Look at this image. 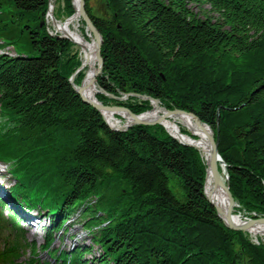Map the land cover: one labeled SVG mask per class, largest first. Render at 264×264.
<instances>
[{"label": "trees", "instance_id": "1", "mask_svg": "<svg viewBox=\"0 0 264 264\" xmlns=\"http://www.w3.org/2000/svg\"><path fill=\"white\" fill-rule=\"evenodd\" d=\"M90 1L85 10L102 37L97 85L115 96H149L207 124L235 212L264 217V0H99L97 9ZM56 3L57 20L75 12L72 0ZM48 6L0 0V37L18 53L0 55V161L15 203L50 219L39 253L0 214V231H12L0 264H52L39 260L43 253L57 264H264V245L228 229L206 200L198 150L161 125L113 131L81 100L69 81L78 52L40 26ZM97 99L134 114L151 108L135 97ZM76 211L100 250L90 260L91 247L52 249V232Z\"/></svg>", "mask_w": 264, "mask_h": 264}, {"label": "bare ground", "instance_id": "2", "mask_svg": "<svg viewBox=\"0 0 264 264\" xmlns=\"http://www.w3.org/2000/svg\"><path fill=\"white\" fill-rule=\"evenodd\" d=\"M54 1L55 0H50V5H51V11L49 13L50 15L52 14L54 8ZM48 19H49L48 22L51 24L55 32L65 34L69 39L73 41L74 45L77 46V48L80 51L82 62L85 61V56H86V61H85L86 64H84L83 66V70H85V77L82 81L83 95L87 99H90L92 101H98L97 95L99 94L98 93L99 85H97L98 84L97 79L93 80V74H94L93 66L95 65V61H96L95 41L92 39V37L89 41H87L80 33L79 28L76 25L77 22L79 21L78 17H74L63 24L54 23L53 21H50L49 16ZM2 44L3 41L0 40V45ZM0 53H4L10 57L16 55L14 48L11 46H6L4 50L0 51ZM106 96L109 97L108 95ZM135 115L137 119L140 121H152L154 119L161 118L162 125L168 134L177 138L181 142L190 143L198 149L201 158L203 159V162L205 164V167L207 168V163L209 160L208 147L206 144V136H205L207 129H202L200 126H198V124L194 121V119L191 118L189 115L169 114L165 112V110L161 108V106L158 103L155 102L152 103V108L150 110ZM116 116L117 114L114 112H110V111L103 112V118L105 120L104 121L105 124L109 125L111 128L114 129H123L134 121L133 117L129 116L126 113H123L120 116V118L123 119V122L121 119L116 118ZM182 128L192 132L195 135L196 139H191L189 136L182 134L181 132ZM222 181L224 185H226V178L223 174H222ZM204 192L205 194L210 196L212 202L215 205H217L224 213L226 212L228 208V201L224 188L223 187L215 188L213 186L210 176H207L206 178L204 184ZM232 220L236 224H240L242 222L239 216H235V215L233 216ZM249 233L253 237H256L258 235L264 237V225L258 224L254 227H250Z\"/></svg>", "mask_w": 264, "mask_h": 264}, {"label": "water", "instance_id": "3", "mask_svg": "<svg viewBox=\"0 0 264 264\" xmlns=\"http://www.w3.org/2000/svg\"><path fill=\"white\" fill-rule=\"evenodd\" d=\"M48 1H49V6H48V12L47 13H48V15H50L49 13L51 11V5H50V0H48ZM72 4H73L75 12L72 16L66 18L63 21V23H66L68 20H70L74 17L81 18L83 20L85 26H86V30L89 32V37H92V39L95 41V44H96L95 60L96 61H95V65L93 66V69H94L93 80H94V79H97L100 76V74L102 73L103 59L101 57V52H100L101 45H102V37H101L100 33L97 31V29L94 27V25L92 24L90 18L88 17V15L86 13L84 0H77V1L72 0ZM50 16H51V21H53L54 23H58L52 14ZM63 23H59V24H63ZM57 37L58 38H65V39L73 42L65 34H62V33L57 32ZM85 61H86V56H85ZM85 61H83V62L81 61L80 67L77 69V71L69 79L70 84L72 85V88L80 96L81 100L85 104H87V105L91 106L92 108H94L95 110H97L100 113V115L102 116V118H103V112L110 111V112L116 113L117 116H119V117L121 116V114L126 113L129 116L133 117V119H134V121L132 123H130L129 125H127L123 129H114V128H111L109 125H107L111 130H113V131H126L127 129H129L130 127L135 126V125H139V126L161 125L163 127L162 122H161V118H157V119H154L152 121H140L137 119V117L134 113H132L129 109H127L123 106L104 105L99 101H92V100L84 97L82 83L80 86H76L73 83V79H74L75 75H77L83 69L84 64H86ZM98 93L108 95L115 102H122V101H125L126 99H128V97H135V98H138L139 100H142V101H148L150 103L151 107H152L153 102L158 103L160 105L159 100L151 98V97L146 96V95L127 93V94H123L121 96H114L112 94H108L107 92H105V90L102 89L101 87H99ZM161 108H163L165 110V112H167L169 114L189 115L191 118L194 119V121L198 124V126H200L202 129H207L205 136H206V144L208 147L209 160L207 163V168L205 169V173H206L205 181H206L207 176H210L212 183H213V186L215 188H222V187L224 188V191H225L226 197H227V201H228V208H227L226 212L224 213L217 205H215L212 202L210 196L205 194V192H204V196H205L206 200L210 203V205L216 210L217 216L221 219L223 224L228 229L239 230V231H243L246 233H249L250 227H254L258 224L264 225V217L247 218V219L243 220L240 224H236L232 220V218L234 216L235 208L237 207V203L234 200V198H233V196L229 190L228 183H226V185H224V183L222 181V174L225 176L226 181L228 180V177L225 173V168H224L225 165L222 162V159L218 153V136L214 133V131L207 124L201 122L196 116H194L191 113H188V112L180 110V109L168 110L163 106H161ZM103 120H104V118H103ZM187 131L190 134L189 137L191 139H193V137H195V135L192 132H190L189 130H187ZM171 137L174 140H176L178 143H180L181 145L192 147V148L198 150L195 146H193L190 143H184V142L179 141L177 138H175L173 136H171ZM204 184H205V182H204ZM235 216H237V215H235Z\"/></svg>", "mask_w": 264, "mask_h": 264}, {"label": "rangeland", "instance_id": "4", "mask_svg": "<svg viewBox=\"0 0 264 264\" xmlns=\"http://www.w3.org/2000/svg\"><path fill=\"white\" fill-rule=\"evenodd\" d=\"M56 1L57 0H55L54 1V8H53V11H52V15H53V17L56 19V17H55V15H54V11L55 10H57V7L59 6L57 3H56ZM90 3H91V5L92 6H94V8H98L99 6H100V3H99V0H91L90 1ZM73 5V4H72ZM208 6L207 7H203V9H205V10H208ZM193 10L195 11V12H198L199 11V9H197V8H194L193 7ZM74 14V13H73ZM48 16H49V18H50V21H51V16L50 15H46L45 16V18L41 21V23H40V26H42V25H44L45 26V28H46V31H47V33H49V35H51V36H57V32H55L54 30H53V28H52V26H51V24L48 22L49 21V19H48ZM63 18H60V20H57L56 19V21L58 22V23H63ZM81 21H82V19L81 18H79V21L77 22V26H78V28H79V31H80V33L83 35V37L85 38V39H87V41H89L90 39H91V37H89V32L86 30V26L84 25L83 26V24L81 23ZM85 27V28H84ZM0 39H1V41H4V39L3 38H1L0 37ZM63 39H65V38H63ZM71 42V41H70ZM73 43V42H72ZM11 47H13L14 49H15V46L13 45V44H10V43H8ZM73 45H74V43H73ZM73 49L75 50V51H77L78 52V57H79V61H80V65H81V56H80V51H79V49L77 48V46H75L74 45V47H73ZM18 52H20V51H18ZM25 54H27V55H33L34 53H32V54H29L27 51H25ZM80 67V66H79ZM78 67V68H79ZM77 68V69H78ZM77 69H76V71H77ZM75 71V72H76ZM74 72V73H75ZM73 73V74H74ZM81 73L83 74V78H82V80H81V82H80V84L79 85H77V86H80L81 85V83H82V81H83V79H84V77H85V70H81ZM72 74V75H73ZM77 75H75V77H76ZM74 77V78H75ZM98 79V78H97ZM74 80V79H73ZM102 82H104V81H102ZM98 83V82H97ZM100 95L101 94H98L97 96H99L100 97ZM113 95V94H112ZM115 96V95H114ZM129 98V97H128ZM138 99V98H137ZM98 100V99H97ZM127 100V99H126ZM125 100V101H126ZM139 100V99H138ZM99 101V100H98ZM142 101V100H141ZM99 102H101V101H99ZM102 103V102H101ZM103 104V103H102ZM150 104V103H149ZM105 105V104H104ZM107 105H117V104H115V103H111V102H109V104H107ZM161 105V104H160ZM117 106H119V105H117ZM151 106V105H150ZM162 106V105H161ZM164 107V106H163ZM152 108V107H151ZM150 108V109H151ZM166 108V107H165ZM167 109V108H166ZM169 110V109H168ZM116 118H118V119H121L122 120V122H123V119L122 118H120L119 116H116ZM0 122H2L1 121V118H0ZM182 130L183 131H186V132H188L186 129H184V128H182ZM1 165V164H0ZM1 168V173H0V194H3V195H5L6 194V192L10 189V187L13 185V183H14V181H13V178L6 172V169H5V166L4 165H1L0 166ZM3 188H4V190H3ZM5 188H6V191H5ZM43 214V213H42ZM3 215H4V217L6 216L5 215V213L3 212ZM234 215H237V216H239V218L243 221V220H245L246 218L244 217V216H242V215H239V214H237L236 212H234ZM71 218H73V219H75V221L73 222V224L74 225H70L69 227H67L64 231H62V232H60V235H59V239H57L56 240V242L54 243V249H61L62 251H70L71 250V247L73 246V243H72V240L70 239L71 237H69V235H70V233L75 229H80V230H84V228H83V226H82V223H83V217H82V215H78V214H72L71 215ZM42 223V225H44V226H47L48 225V221L47 220H45V221H43V222H41ZM20 226L23 228V230L25 231V236H26V238H27V240L29 241V242H34L35 243V246H36V250H37V252H41V246H42V244H43V235H44V232L43 233H40V234H32V232H33V229H34V226L33 225H30V224H28V223H23V224H21L20 223ZM82 230V231H83ZM7 233V231H5V234ZM248 234V236L251 238V240L252 241H257V243L258 244H260V243H262L263 245H264V237L263 236H260V235H258V236H256V237H253L251 234H249V233H247ZM257 238V239H256ZM91 247V253H88L87 255H86V257L85 258H87L88 260H90V259H92L93 258V256H96V255H98L99 254V252H100V250H99V248L96 246V245H94V244H92V242H91V240H90V237L88 236V235H86V237H84L82 240H77L76 242H75V247H74V249H76V248H78V247ZM24 258H26V256H24L23 258H22V261H24ZM39 260L41 261V262H49L50 261V258L46 255V254H40V256H39ZM54 264H57L56 262L54 263Z\"/></svg>", "mask_w": 264, "mask_h": 264}, {"label": "built area", "instance_id": "5", "mask_svg": "<svg viewBox=\"0 0 264 264\" xmlns=\"http://www.w3.org/2000/svg\"><path fill=\"white\" fill-rule=\"evenodd\" d=\"M251 242L254 243V244H256V245H258L257 241H255V240L254 241L251 240Z\"/></svg>", "mask_w": 264, "mask_h": 264}]
</instances>
